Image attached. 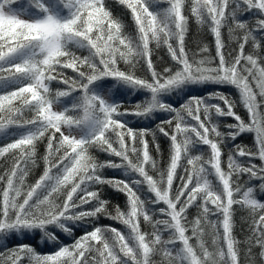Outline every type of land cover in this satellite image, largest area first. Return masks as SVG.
Masks as SVG:
<instances>
[{
	"label": "snow or ice",
	"instance_id": "6c2138e0",
	"mask_svg": "<svg viewBox=\"0 0 264 264\" xmlns=\"http://www.w3.org/2000/svg\"><path fill=\"white\" fill-rule=\"evenodd\" d=\"M15 2L0 0V136L15 137L0 145V158L11 159L0 174V264H154L157 255L161 264H241L234 205L247 208L251 219V235L243 241L245 260L254 264L255 247L264 264V196L256 198L264 194V56L255 52L264 47V0H118L131 17V31L105 0H23L13 8ZM190 17L210 29L215 56L189 58ZM224 29L237 42L235 55H226ZM249 42L253 52L245 54ZM153 44L167 47L172 67L156 70ZM79 49L88 55H77ZM140 61L147 78L136 74ZM53 82L63 87L53 91ZM209 84L234 86L247 119L234 111L225 93L196 95L191 87ZM141 90L150 98L128 99ZM172 93L185 99L174 101ZM66 97H72L70 104L57 107ZM156 112L168 115L156 123L151 119ZM141 118L148 124L137 126ZM220 118L234 122L220 131ZM10 127L22 131L8 133ZM157 132L169 142L163 169L150 152V142L161 152ZM245 133L254 134L252 147L237 143ZM225 141L231 143L222 167ZM38 143L45 144L44 170L26 185ZM197 146H207V159L190 155ZM93 150L110 158L101 161ZM104 169H123L129 179L107 178ZM105 185L126 195V211L119 205L114 214L109 211ZM85 205L91 207L84 210ZM193 205L200 212L189 221ZM157 213L166 218L154 220ZM210 215L217 220L209 221ZM101 217L122 224L127 233L111 225L87 230L83 222ZM141 219L150 231L141 229ZM78 222L83 234L71 244L61 243L57 230L73 236ZM206 228L212 250L204 241ZM31 233L54 251L39 254L24 243L8 247L9 238Z\"/></svg>",
	"mask_w": 264,
	"mask_h": 264
},
{
	"label": "trees",
	"instance_id": "16d2710c",
	"mask_svg": "<svg viewBox=\"0 0 264 264\" xmlns=\"http://www.w3.org/2000/svg\"><path fill=\"white\" fill-rule=\"evenodd\" d=\"M19 2H23V0H19ZM19 2H15L13 3L12 7L16 8L19 6ZM106 3V7H108L114 16L121 18L124 23L127 26V31H131V27H132V22H131V17L128 14L127 9L123 6L120 5L118 3V0H105ZM166 4H159L156 7L158 8H164L166 7ZM246 19H249L250 21L253 20V17H246ZM222 35L223 38L225 40V44H226V55L228 52H231L233 55H235V51L238 47L237 42L230 39L227 33V29L222 30ZM257 39L259 40L260 37L259 35L257 36ZM262 44H264V41H261ZM204 46H207V48L209 49L208 52L203 53L200 52V49L203 48ZM153 48V52H152V60H153V64L156 68L157 71H162V69L164 67H172L175 62L172 61L170 54L167 51V47L165 45H161V47L156 48L155 44L152 45ZM185 50L189 55V58H193V56L195 55L196 59H200L202 57H212L215 56L216 54V50H215V44H214V37L213 34L211 33L210 29L208 28V26L205 25H199L196 23L195 19L190 17L189 19V26H188V33L185 37ZM77 51V55H81V56H86L88 55L87 50L85 49H79L76 50ZM253 52V48H252V44L251 42H249L246 46H245V54H249ZM256 54L260 55V56H264V47H262L261 49H256L255 50ZM143 65V61H140L139 64H137L136 66V74L142 77L147 78L148 73L145 67H142ZM121 68L126 67L123 62L120 63ZM67 74L71 75V70H66ZM13 86H9L8 90H11ZM58 87H63L62 85H58L56 82H53L52 84V89L53 91H55ZM195 89H197V91L195 92L196 95H204L206 96L209 92L211 91H220L225 93L226 95H228L235 103L236 107L234 108V111H236L238 114H240L242 117H244L245 119H247V110L244 107L239 91L234 87V86H227V85H199V86H191ZM255 90V87H254ZM75 95V94H74ZM172 100H177V99H185L184 97H177L176 93H172ZM148 98H150V94L141 90L140 92H137L135 96L129 95L128 99L131 100H135V101H144L147 100ZM257 99L259 100L260 97L258 96ZM72 100V97H66V98H61L60 104L57 105L58 106H63L65 104H70ZM213 103H221L219 101H212ZM125 107H129V104H125ZM221 106L222 103H221ZM26 116L28 115L27 113L25 114ZM161 115L167 116L168 114H163V113H153L151 114V119L154 120L156 123H159V117ZM129 119L132 120L133 124H137V120L133 119L132 117H129ZM234 122L232 120V118H220V131H225V127L224 125L226 123H232ZM148 124L147 120L144 119H140L139 123L137 126L139 127H143L144 125ZM150 127H152L153 129H155V123L151 124ZM17 131H22V130H18L15 127H10L7 129L8 133H13V132H17ZM253 133H245L243 134L238 140L237 143H242L244 145H247L248 147H252L253 146ZM15 137L8 135L6 138H4L3 136H0V145L6 144L8 142H11L12 139H14ZM150 141L151 138L149 137ZM157 142L160 143L161 146V152L157 153L153 150L152 148V144L150 142V152L153 155V157L157 160V164L158 167L163 169L166 167L167 163H168V158H169V142L167 140V138L163 137L160 133L157 132ZM230 141H225V145L222 146L224 155L222 156V167H225V161H226V156L227 153L229 151L228 145H230ZM45 151V144L44 143H38L37 146V158H36V165L32 166L30 168L29 174L28 176L25 178V184L26 185H31L34 184L36 182V180L40 177V175H42V172L44 170V164H43V160L41 159V157L43 156ZM93 154L98 156V159L101 161L107 160L110 157L107 154H103V153H97L95 150H93ZM190 155H201L203 157V159H207L208 157V148L207 146H197V148H193L190 152ZM111 159L116 160L117 162H119V158H115V157H111ZM243 159V158H241ZM185 163V161L181 160V164L183 165ZM254 163H256L257 165H259L261 162L259 160H255ZM11 165V159L10 157H4V158H0V174H3L5 172V170L10 167ZM149 174L153 175L154 177L156 176V172L154 170H150ZM182 169L178 168L177 170V175H182ZM103 175L107 178H111V177H115L118 179H124L127 180L129 179V177L127 175H125L123 169H104L103 171ZM133 178L135 177V174H132ZM212 183L213 185L217 184V181L214 177V175H209L207 177ZM247 180V177H242L241 181L243 183V181ZM178 182L174 181V185H173V189L175 190L176 186H177ZM250 183H254V182H250ZM247 185H245L246 187ZM3 185L0 184V188H2ZM141 196V199L145 198V194H147V187L142 186L140 192L138 193ZM102 196L105 199L109 200V211L113 212L114 214V208L115 206L119 205L121 207L122 210H127V204H126V195L124 193H121L107 185L102 186ZM261 196H264V194H257V199H261ZM63 197L61 196L60 199H62ZM59 202V201H58ZM261 202H264V200H261ZM200 201L197 200L196 204H199ZM91 205H85L84 206V210H87L88 208H90ZM158 207H165L163 204L159 205ZM200 210L196 207V205H193L191 208L188 209V220L191 221L193 219H195L198 215H199ZM166 217H164L163 215L157 213L155 216H153V219H165ZM217 216L215 215H210L208 217L209 221L215 222L217 220ZM233 222H234V228H233V235L234 237H236L237 240L241 241L239 247L241 249V264H248V261L245 260L244 258V254L246 251L245 245L243 243V241L249 237L251 235L250 229H249V225L251 224V219L249 216V211L247 208L241 207L240 205H234L233 206ZM87 225V230H91L92 227L94 226H108L111 225L113 227L118 228L119 230L127 233V229L120 223L115 222L109 218L106 217H101L98 220L96 219H88L87 221L83 222ZM76 229L74 231L73 236H66V234L60 233L59 230H57V234L59 235L60 241L63 244H71L74 240V238H78L79 236H81L83 234V232L85 231L84 228L80 227V222H78L76 224ZM141 229L144 231H150L151 230V225L147 224L146 222H144L141 219ZM189 235H191V233H188ZM167 233H164V238H167ZM212 240L213 237L211 235V229L210 228H206L205 229V235H204V241L206 243V246L209 247V250H212L213 245H212ZM193 245H196L197 241L195 238H193L190 241ZM29 244L31 246H33L37 253L39 254H48L51 253L52 251H54L53 247L51 246V244H48L46 246V244L44 242H38V239L35 238V233H31L29 234V236H24V235H20L18 237L15 238H9L8 240V247H14L17 244ZM177 247H179V245H177ZM4 249L0 248V252H3ZM259 253V249L258 248H253L252 250V255H253V259H254V264H261L260 261V257L258 255ZM153 261L154 264H161L162 262V258L157 255L153 257ZM25 264H27V261L25 260Z\"/></svg>",
	"mask_w": 264,
	"mask_h": 264
},
{
	"label": "rangeland",
	"instance_id": "374dc122",
	"mask_svg": "<svg viewBox=\"0 0 264 264\" xmlns=\"http://www.w3.org/2000/svg\"><path fill=\"white\" fill-rule=\"evenodd\" d=\"M26 18V17H25ZM58 107H62V106H58Z\"/></svg>",
	"mask_w": 264,
	"mask_h": 264
}]
</instances>
